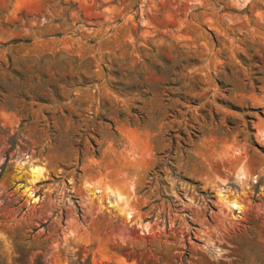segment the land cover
Wrapping results in <instances>:
<instances>
[{"label": "rangeland", "instance_id": "rangeland-1", "mask_svg": "<svg viewBox=\"0 0 264 264\" xmlns=\"http://www.w3.org/2000/svg\"><path fill=\"white\" fill-rule=\"evenodd\" d=\"M16 257L264 264V0H0Z\"/></svg>", "mask_w": 264, "mask_h": 264}, {"label": "trees", "instance_id": "trees-1", "mask_svg": "<svg viewBox=\"0 0 264 264\" xmlns=\"http://www.w3.org/2000/svg\"><path fill=\"white\" fill-rule=\"evenodd\" d=\"M16 254L19 256L20 255V253L17 251L16 252ZM20 263V260H19V258L18 257H16L15 259H14V264H19Z\"/></svg>", "mask_w": 264, "mask_h": 264}]
</instances>
